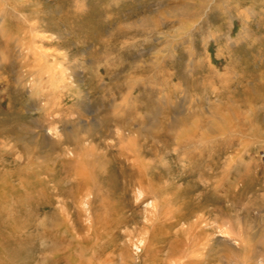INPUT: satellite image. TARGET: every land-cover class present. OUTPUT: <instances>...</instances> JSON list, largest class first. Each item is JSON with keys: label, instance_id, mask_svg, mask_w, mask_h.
I'll return each instance as SVG.
<instances>
[{"label": "rangeland", "instance_id": "rangeland-1", "mask_svg": "<svg viewBox=\"0 0 264 264\" xmlns=\"http://www.w3.org/2000/svg\"><path fill=\"white\" fill-rule=\"evenodd\" d=\"M261 74L264 0H0V216L26 241L13 263L264 264V98L245 102Z\"/></svg>", "mask_w": 264, "mask_h": 264}, {"label": "bare ground", "instance_id": "bare-ground-1", "mask_svg": "<svg viewBox=\"0 0 264 264\" xmlns=\"http://www.w3.org/2000/svg\"><path fill=\"white\" fill-rule=\"evenodd\" d=\"M22 45V47H23V50H22V48H21V46L18 44V48L23 52L24 50H25V47H24V45L23 44H21ZM24 53V52H23ZM243 74V73H242ZM262 75V74H261ZM217 76L218 77H221V79L223 80H225V82H224V84L225 85H228L229 84V77H228V74L227 73H220V72H218V74H217ZM247 76V75H246ZM254 77V76H253ZM240 78V77H239ZM250 78V77H249ZM255 78V77H254ZM214 79H215V76H214ZM243 80V79H242ZM252 80V79H251ZM255 81V80H254ZM248 82V81H247ZM259 82H261V86H259L260 88L262 87V91L263 92H261V93H258V91H256V95H251V89L249 90V91H251V92H249V94H248V92H246L245 94H246V98H245V102H248L247 104H254V103H258V101H260V99H262V98H264V74L262 75V78L260 79V81ZM252 83H253V81H252ZM260 84V83H259ZM246 85V84H245ZM250 85V84H249ZM253 85V84H252ZM257 86V85H256ZM242 87V86H241ZM244 87V86H243ZM242 87V88H243ZM258 87V86H257ZM246 88V87H245ZM247 88H248V86H247ZM254 88V87H253ZM256 88V87H255ZM225 91V90H224ZM241 91V90H240ZM248 91V90H247ZM215 92H217V93H221V91H218L217 89H215ZM242 93V92H241ZM218 94V95H219ZM233 94V93H232ZM214 95V94H213ZM218 95L216 94V96L218 97ZM222 95V94H221ZM223 96V95H222ZM236 96H237V94H236ZM244 96V95H243ZM238 97V96H237ZM222 98V97H221ZM237 99H239V98H237ZM236 99V100H237ZM243 99V101H244V98H242ZM221 100V99H220ZM223 100V99H222ZM235 100V99H234ZM247 100H249V101H247ZM239 101V100H238ZM240 103H241V101H240ZM242 103H244V102H242ZM264 103V102H263ZM235 104V103H234ZM234 104H233V106H234ZM246 105V104H245ZM228 106V105H227ZM232 107V106H231ZM241 109L243 108V106H241L240 107ZM240 108H238L239 110H240ZM252 108H254L253 106H251L250 107V109H252ZM237 108H235V107H232V109L230 110V112H231V114H234V116L233 117H235L236 118V120H237V123L236 124H234L233 123V121H232V119H231V121H232V123H231V127H232V129H233V131L232 132H236V133H240V122H238V121H241L240 120V118H242V117H240L239 118V115L241 114L239 111H238V109L236 110ZM259 111V110H258ZM243 113V112H242ZM249 113V112H248ZM220 114V113H219ZM256 114V110L254 111V110H252V113H251V115L253 116V115H255ZM223 115V114H222ZM246 115V114H245ZM224 116V115H223ZM241 116V115H240ZM227 117V116H226ZM229 118H231V117H229ZM228 118V119H229ZM243 118H245V117H243ZM242 118V119H243ZM226 119H224V121H225ZM220 121L221 122H223V119H220ZM245 121V120H244ZM216 122V121H215ZM228 121L226 120L225 122H223V123H227ZM213 123V122H212ZM215 124V123H214ZM242 124V123H241ZM248 124V123H247ZM2 125V124H1ZM227 125H228V123H227ZM211 126V125H210ZM220 126V125H219ZM218 126V127H219ZM222 126H224V125H222ZM230 127V128H231ZM238 127H239V130H238ZM221 128V127H220ZM225 128V127H224ZM227 128H229V127H227ZM208 129V128H207ZM215 129H216V126L214 125V127L213 126H211L210 127V129H208L209 131H210V135L211 134H213L214 132H215ZM231 129V130H232ZM230 130V129H229ZM207 131V130H206ZM217 132V131H216ZM229 132V131H228ZM227 132V133H228ZM231 132V131H230ZM209 133V132H208ZM203 134V133H202ZM223 135V134H222ZM212 136V135H211ZM203 137V136H202ZM53 140V139H52ZM207 140H209V139H207ZM130 142H132V140L130 141ZM248 148V146L246 147V149ZM204 149V148H203ZM83 150H84V147L83 148H81V150H80V152H78V153H76V152H69V154H72L74 157H81V160H83L84 158H86L85 156V153L83 152ZM66 153H67V151H66ZM132 154L134 155V156H131L130 154H128V153H125V157L124 158H127V157H133V164L130 166L131 168L133 167L134 169L136 168L135 167V165H138V166H140V167H144V170H146L147 169V163L146 164H144V162L143 161H141L142 159H141V151H136V150H133L132 151ZM77 155V156H76ZM123 155V154H122ZM212 157V155H208V154H206V155H204L203 157H202V159H204V157ZM198 157V156H197ZM186 159V158H185ZM84 162H85V160H84ZM209 164V159L207 160V161H205V163H204V165H203V168H204V172L203 173H205L206 172V170H207V165ZM231 166V165H230ZM132 168V169H133ZM143 171V170H142ZM202 171V170H201ZM137 173H138V176L136 177V178H130V180H129V185L130 186H134V185H141L142 186V172H141V170H139V171H136ZM183 174V173H182ZM81 175V174H80ZM147 176V175H146ZM181 176V175H180ZM141 177V178H140ZM186 177V176H185ZM185 177H182V180H183V178L185 179ZM242 175H240V178L238 179L239 181H242L241 179H242ZM187 178V177H186ZM146 179V178H145ZM173 180V179H172ZM178 181H179V179H178ZM239 181H237L236 179H235V183H237V182H239ZM179 183V182H178ZM234 183V181H233V184H235ZM88 184H91L89 181H87V183H85L83 180H77V185H78V192H77V194L79 195V194H81L82 192H83V190L84 189H86V187L88 186ZM216 184H218V185H216L215 186V188H214V190L213 191H216V190H218L219 189V187H220V184L219 183H217L216 182ZM255 184V183H254ZM152 187V186H151ZM170 187V186H169ZM207 190H208V188L210 189V188H212V187H214V186H209L208 184L206 185V186H204ZM2 188V186L0 185V189ZM139 188V187H138ZM141 188V187H140ZM149 188H150V186H149ZM166 188V187H165ZM47 189V188H46ZM152 189H153V187H152ZM157 189V188H156ZM159 189V188H158ZM167 189V188H166ZM169 189V188H168ZM167 189V190H168ZM171 189V188H170ZM140 190V189H139ZM143 190H145L144 188H143ZM142 190V192H144ZM149 191H152V190H149ZM160 191H162V192H164V190H161L160 189ZM141 192V191H140ZM142 192L140 193L141 194V196H142V198H143V196H145V194H142ZM157 192V191H156ZM161 192V194H163ZM159 193V192H158ZM157 193V194H158ZM191 193H193V191L192 190H190V191H186V192H181V191H179L178 192V195H183V194H185V196L186 197H189V195L191 194ZM148 194V193H147ZM154 194H156V193H154ZM192 195V194H191ZM157 196V195H156ZM181 198V197H180ZM182 199V201H183V199L184 198H181ZM220 199V198H219ZM222 200V199H221ZM1 202V201H0ZM260 202H262L261 203V205L263 206L264 205V200L263 201H260ZM221 203V202H220ZM219 203V204H220ZM219 204H218V207H219ZM20 205H23L24 206V201H21V203H20ZM89 205V204H88ZM216 205H217V203H216ZM215 205V206H216ZM152 206L156 209L157 207V205H154L153 203H152ZM166 206V205H165ZM215 208V207H214ZM263 208V207H262ZM181 209V208H180ZM182 209H183V211L184 210H186V212L184 211L183 212V214H178L177 216H180L181 217V219H183V218H185L187 215H188V217H189V215L191 214V208H190V206H189V203H187V202H185L184 204H183V206H182ZM181 209V210H182ZM24 211V210H23ZM158 212V211H157ZM195 212V211H194ZM174 214H177L178 212H173ZM192 213H193V211H192ZM187 214V215H186ZM154 215V214H153ZM157 215V213L155 212V215L153 216V218H155V221H156V217H158V215ZM197 215V214H196ZM180 217H179V219H180ZM153 218H151V219H148L150 222H152V221H154V219ZM190 218V217H189ZM176 220H178V219H176ZM199 220H201V218L199 219ZM179 221V220H178ZM170 224V223H169ZM175 224V223H174ZM176 225V224H175ZM190 226H192V225H190ZM189 226V227H190ZM195 226H197V225H193L192 227H190L189 229L190 230H192V229H196V227ZM235 226V225H234ZM226 227H227V225H226ZM147 229H148V227H146ZM154 228V227H153ZM223 228H224V224H222V225H218V230H220V232L222 233V235H225V236H223L222 237V242L225 244V245H228V247L231 249V250H234L235 252H233V253H237V254H234L235 256H236V258L237 257H239V254H240V249L239 248H237V247H239L240 246V243L238 242V238H236L235 239V237L234 236H232V234H231V232H229V231H227L226 229H229V227H227L225 230H223ZM25 229V225L22 223V224H20V225H18L17 224V222H16V219H15V217H14V215L13 216H10L8 219L7 218H5V217H3V216H0V259L3 261V263L4 264H15V263H13V261H14V259L15 260H17L16 259V256H19V252H21V250H23L24 249V244L26 243V241H25V239L24 238H22L21 237V234L23 233V231H25L24 230ZM149 230V229H148ZM147 230V231H148ZM151 231V230H150ZM149 231V232H150ZM193 231V230H192ZM205 232V231H204ZM143 233V232H142ZM182 233H184V232H182ZM145 234L147 235L148 233L147 232H145ZM188 234H190L191 236H192V234L193 233H188ZM135 235V234H134ZM151 235V234H150ZM205 235V234H204ZM191 236H188L187 238L189 239V242H194V237L192 238ZM196 236V235H195ZM150 237V236H149ZM148 238H143V240H144V242L147 240ZM28 240V239H27ZM156 240V239H155ZM241 240V239H240ZM206 245H208L207 243H206ZM189 246V245H188ZM206 247V246H205ZM103 249H105V248H103ZM187 249V248H186ZM199 249V248H198ZM197 249V250H198ZM196 250V251H197ZM204 250V249H203ZM230 250V251H231ZM77 251V250H76ZM195 251V252H196ZM102 252L104 253V255L106 254V249L105 250H102ZM195 252H193V253H195ZM199 252H200V250H199ZM243 253H244V251H243ZM171 254L172 255H178L177 254V251L176 250H173V251H171ZM103 255V254H102ZM101 255V256H102ZM67 255H65V254H63L62 256H61V260H66L67 258H65ZM188 256V255H187ZM195 256V255H194ZM197 256H199V254H197ZM200 256H202L203 257V255H200ZM69 257V256H68ZM107 257V256H106ZM83 254L81 253V252H78L77 251V255L76 256H74V260H75V262L76 263H74V262H70V259H69V262H70V264H91V262H89V263H83ZM88 258V257H87ZM135 258V257H134ZM132 259V264H137V261L135 262V259ZM92 260H93V258H92ZM125 260V259H124ZM184 260V259H183ZM188 260V259H187ZM194 260V259H193ZM192 260V261H193ZM197 260H199V259H197ZM201 260V259H200ZM205 260V259H204ZM2 261H1V263H2ZM73 261V260H72ZM94 261V260H93ZM103 261H104V259H103ZM160 261V260H159ZM172 261V260H171ZM241 261H242V259H241ZM12 262V263H11ZM238 262H239V260H238ZM182 264H186L185 262H183Z\"/></svg>", "mask_w": 264, "mask_h": 264}]
</instances>
